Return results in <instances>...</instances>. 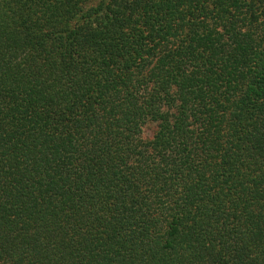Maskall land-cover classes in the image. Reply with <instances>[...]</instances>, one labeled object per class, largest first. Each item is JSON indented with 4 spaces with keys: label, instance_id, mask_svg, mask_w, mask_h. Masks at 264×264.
I'll return each mask as SVG.
<instances>
[{
    "label": "trees",
    "instance_id": "trees-1",
    "mask_svg": "<svg viewBox=\"0 0 264 264\" xmlns=\"http://www.w3.org/2000/svg\"><path fill=\"white\" fill-rule=\"evenodd\" d=\"M0 264H264V0H0Z\"/></svg>",
    "mask_w": 264,
    "mask_h": 264
},
{
    "label": "rangeland",
    "instance_id": "rangeland-1",
    "mask_svg": "<svg viewBox=\"0 0 264 264\" xmlns=\"http://www.w3.org/2000/svg\"><path fill=\"white\" fill-rule=\"evenodd\" d=\"M156 130H157V127L155 124H148L143 129V138L144 139H151L154 136V133Z\"/></svg>",
    "mask_w": 264,
    "mask_h": 264
}]
</instances>
